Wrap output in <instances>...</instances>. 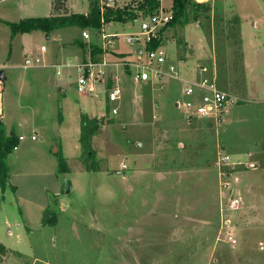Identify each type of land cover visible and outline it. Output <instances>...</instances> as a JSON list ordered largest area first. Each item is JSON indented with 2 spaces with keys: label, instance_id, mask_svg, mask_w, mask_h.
Here are the masks:
<instances>
[{
  "label": "rangeland",
  "instance_id": "rangeland-1",
  "mask_svg": "<svg viewBox=\"0 0 264 264\" xmlns=\"http://www.w3.org/2000/svg\"><path fill=\"white\" fill-rule=\"evenodd\" d=\"M142 1L98 0L100 6L114 4L113 10L137 15L135 21L111 22L119 26L109 31L121 36L113 39L118 46L114 50L135 51L125 35L140 32L141 19L147 16ZM199 1L207 11L192 12L186 26H166L162 36L168 64L180 69L185 61L186 71L194 69L196 75L200 67H208L218 88L235 99L220 123L190 119L182 80H170L162 89L157 84L136 85L133 60H118L107 50L115 56L110 64L117 66L107 68L108 85L119 76L122 90L120 112L111 117L103 96L82 94L74 76L60 84L54 69L24 66L30 53L48 65L42 46L53 50L63 41H47L39 32L13 35L6 22L19 23L24 15L49 16L52 0H0V72L8 78L1 83L6 123L26 138L19 143L20 151L9 157L10 182L17 190L8 187L0 195V264H202L194 258L196 245L209 242L217 246L220 264H236V230L242 235L255 229L264 233V0ZM90 3L66 0L56 14L69 15V4L74 12L89 14ZM172 4L162 0L168 11ZM83 31L91 34L92 42L102 34L78 29L73 40L78 46L85 41ZM91 45L93 59L100 60L99 48ZM189 77L180 71V78ZM60 87L70 106L99 121L93 144L99 172L86 171L88 165L93 167L87 156L71 160L69 174L55 176L51 171L58 167L51 159L58 156L46 144L53 146ZM239 156L248 163L237 166ZM255 159L256 166H249ZM44 161L48 169L37 166ZM123 164L128 169L122 170ZM56 182L73 191L58 203L50 194L49 210L57 223L43 227L38 209L28 202L44 204L45 186L54 191ZM236 199L240 205L235 209L231 203ZM180 220L186 221L181 225L184 233L177 232L182 238L175 232ZM195 226L203 231L194 232ZM244 252L251 254L250 262H264L258 243L251 250L247 245Z\"/></svg>",
  "mask_w": 264,
  "mask_h": 264
},
{
  "label": "crops",
  "instance_id": "crops-1",
  "mask_svg": "<svg viewBox=\"0 0 264 264\" xmlns=\"http://www.w3.org/2000/svg\"><path fill=\"white\" fill-rule=\"evenodd\" d=\"M53 1L54 0H52V3H51V7L53 9V11L51 12V15L44 16V17H50V16L57 15L55 10H54V7H53L54 6L53 5ZM160 3H161V6H162V0H160ZM68 9L70 10V14H80V13L74 12L73 11V7L70 4L68 5ZM171 9H172V7H171ZM84 15H87V14H84ZM24 16H21L20 21H22L24 19H28V18H44V17H38V16H28V17H24ZM8 23H14V22H6V24H8ZM118 26L119 25H115L113 23L105 24L103 26V29H102V34H99V37H97L98 40H94L93 42L91 40L90 43L87 42V41H84L83 45L81 44V46H78L77 44H75V42H73L74 38H76V34L78 33V29H80V28L76 27V28H70V29H61V30L53 32L49 36H47L45 34L47 41L51 37H55V40L62 39V41H63L62 43L57 44L53 48V50L52 49L48 50V48L46 46H42V48L45 47V50H43L41 48V53L44 56L45 61L48 63V65H46L44 63V59L41 58L39 55L33 56L30 53L28 56H30V59H40L41 60L42 64L39 67H34V68L43 67V68H52V69H54L55 77L56 78L58 77V78L61 79V80L58 79V80H60V84H64L65 83V81L67 80V76L68 75H69V78L74 76L75 77V83L77 84V79L79 77V67H80V65L82 63L86 62V61H89V60L97 61V60L93 59L94 58V53L90 51L91 48H92V50L95 49V48H93V45H91V44H94V46H97V48H99L100 60H98V61H102L103 59H106L108 62H110L111 60H113L111 58H113L115 56L112 55L111 53H107L106 52L107 50H109L110 52L116 54V57L119 58L118 60H127V61L130 60V62H132L131 60H133V62H134V60L136 59L135 51H133V53H134L133 54L131 51H124V50L116 51V50H114L118 46H114L115 45L114 44L115 40L113 41V39L119 38L121 36L119 34L111 33L110 31H111V29L113 27L117 28ZM39 33H42V32H39ZM103 33L106 34V35H117V37H113L112 39H109L112 43L108 44V42L104 41L103 38H102ZM42 34H44V33H42ZM65 38L66 39L70 38V41H67V42H69V43L73 42V43L69 44V45H65L64 44L66 42ZM125 38H126V35H125ZM126 44H127V42H126ZM109 46H111V47H109ZM80 51H83V53L82 52L80 53ZM132 55H134V57H135L134 59H133ZM27 59H29V58H27ZM114 66H115V64L111 65V70H112V68ZM116 67H114V68H116ZM186 67H187V65H186L185 61L180 64L181 71H183L187 76L193 77L196 74L195 72H193L194 69L189 68L186 71ZM118 77L114 76V78L116 80L118 79ZM4 79H5L6 82H8V78L6 77L5 74H3V78L0 81V90H1V93H2V97H3L4 88L1 85V83H2V81ZM169 81H167L165 84L167 85V83ZM151 84L154 85V83H148V84H143V85H151ZM138 85H141V84H138ZM99 88H100V86L99 87L97 86L96 93H101L102 92L101 90H99ZM159 88L162 89L161 87H159ZM82 94H84V93H82ZM60 96H61V99H59V95H58L57 101H58V109H61V111H62V122L59 123V117H58V121L56 122V125L53 127V131H52L53 133L51 135V139H52L51 142H52L53 146L51 145L50 142L48 144H46V145H47L48 148H50V150L54 149V153L56 155L58 154L59 151H62L63 156L67 159L68 164L70 165V161L71 160L78 161L77 159L82 157V149H81V143H80L81 114L82 113L79 110H77L74 105H71V106L69 105L67 93L64 91L63 88L60 89ZM3 105H4V98H3ZM120 105H121V103H120ZM156 107L158 108V106H156ZM4 110H5V108H4ZM90 118H92V117H90ZM1 122L4 123V125L6 127V133H7L8 136H10L12 132H14L15 135H17L18 137L19 136H23V135H19L18 133H16L13 128L12 129H8V125L6 123V114L4 116V119L1 120ZM67 123H69V124L67 125ZM19 125L21 126V124H19ZM37 140L38 139L36 137L35 141H37ZM94 141H95V137L93 139V144H94ZM57 143L60 145V147H56V145H54V144H57ZM54 146H55V148H54ZM18 151H20V146H18L17 152ZM257 154L258 153H255V155H257ZM253 155H254L253 153H251V152L249 153L250 159L253 157ZM46 159H47V157H46ZM55 160H57L56 164L58 166V158L57 157L56 158L52 157L51 162L53 164V167H54V164H55ZM248 161H249V159L246 160L242 156H239L238 158H235V164L237 166L242 165L243 163H248ZM256 161H257V159H255V162H253V163L250 162L248 165L249 166H253V165L256 166V163H257ZM8 166H9V158H8ZM37 166L40 167V168L43 167L44 169H48L46 161H44L43 163L38 164ZM9 169H10V166H9ZM254 170H256V169H254ZM51 171L54 172L55 176H57V174H59L58 173V167H57V169H55V167L52 168ZM70 171H71V168H70ZM10 172H11V170H10ZM67 174H69V173H67ZM180 183H182V182H180ZM180 183L178 182L177 184H180ZM8 187L11 190L12 189L14 191L17 190L16 189L17 187L12 185L10 180H9ZM68 190H70V193L67 192ZM72 191H73V188H70V185L69 186H67V185L63 186V184H59L58 185V183L56 182L55 187H54V191H52L51 189H48L45 186V188L43 190V194L45 196L44 204L37 203L34 200H29V202H28L29 207H31L32 204H35V207L38 209L39 215H40V218H41V225L43 227H48V226H44L43 225V215H44L45 210L50 209V207H51L50 206L51 202H50V199H49L50 198L49 197L50 194H53V197L55 198L54 202L58 203L62 199L63 195H69V194H71ZM0 195H1V189H0ZM231 205H232V203H231ZM21 214H22V217L24 219V223L26 225H28L30 222H29V219L27 217V213L22 211ZM182 222H186V221L185 220H180L179 222H176V223H178V225H180L175 230L176 234H177L178 231H180L181 233H184L183 230H182L183 227H181ZM26 228H27L28 233H30L31 232V228L29 226H26ZM197 228H199L200 231H203L202 230L203 229L202 226L201 227L195 226V228H194L195 231L194 232H196L198 234L201 233V232H199V230H197ZM185 230H186V228H185ZM189 231H190V229H189ZM204 231H207V229L204 230ZM236 232H237V235H239L240 237H238V240L235 239V247H236V245L237 246L239 245L238 248H235V263L236 264H248L250 262L249 259L251 257V254L250 255H246L245 252H244V248L248 245L249 249L251 250L253 245H255V243H258V245L260 247V250L264 251V233H261L262 231H259L258 229H255L254 231L252 230V232L249 231V232L246 233V235H242L241 231H237L236 230ZM234 233H235V231H234ZM179 237H181V236H179ZM208 244L211 245V242H209ZM208 244H206V245L205 244H203V245L197 244L196 248H198V249L195 248L197 250V252L194 253V258H196V261L201 260L200 262L202 264L203 263L204 264H220V262L217 260V258L215 256V253H214V250L216 252L218 251L216 249L217 246L213 248V247H210V245H208ZM250 263L257 264L259 262H257L256 260H252V262H250ZM262 264H264V262H262Z\"/></svg>",
  "mask_w": 264,
  "mask_h": 264
},
{
  "label": "built area",
  "instance_id": "built-area-1",
  "mask_svg": "<svg viewBox=\"0 0 264 264\" xmlns=\"http://www.w3.org/2000/svg\"><path fill=\"white\" fill-rule=\"evenodd\" d=\"M198 3L199 0H196ZM114 6V4H111ZM110 4L100 6L101 12L104 13L107 8H113ZM174 15L172 10H166L160 6L153 14H149L141 19V30L138 33L126 35L128 45L135 48L136 60L130 63L136 67V72L132 75L135 84L154 83L159 87H164L169 80L184 82V93L189 98L184 103V107L190 112V119L203 118L212 119L217 123L222 122L223 114L228 106L235 102V99L227 92L221 90L216 85V79L211 76L208 67H200L198 73L192 78H180V69L173 63L168 64V52L164 45L162 36L163 29L173 21ZM82 36L85 41H91V34L88 31H83ZM117 35H106L103 33L104 41L111 44L110 38ZM155 42L159 45L149 50L148 46ZM45 50V47L42 48ZM42 64L40 59H27L25 67H39ZM168 65V66H167ZM111 64L106 59L102 61L89 60L82 63L79 67V77L77 79V87L81 93H88L91 96L99 99L103 96L106 105L109 104V115L116 117L120 112V103L122 100V91L118 86L117 80L113 77V85H108L107 68ZM166 66L168 67L166 69ZM97 86L103 87L102 93H96ZM181 103L178 101L176 107L180 108ZM106 115V114H104ZM103 115V116H104ZM5 110L3 105V97L0 90V121L4 119ZM33 141L36 136L31 137ZM25 140L24 136H19V142ZM18 147L14 148L17 151ZM128 169V165L123 164L122 170ZM121 173L122 171H118ZM232 207L235 209L240 205V200L236 199L232 202Z\"/></svg>",
  "mask_w": 264,
  "mask_h": 264
},
{
  "label": "trees",
  "instance_id": "trees-1",
  "mask_svg": "<svg viewBox=\"0 0 264 264\" xmlns=\"http://www.w3.org/2000/svg\"><path fill=\"white\" fill-rule=\"evenodd\" d=\"M66 0H54L55 12L62 10L63 3ZM90 12L87 15L83 14H70V15H55L44 18H28L20 21L19 23H8L11 28L12 34L19 33H32L42 32L47 36L53 32L61 29L80 28V29H93L100 31L105 24L111 22L125 23L137 19L134 11L129 10H113L107 8L104 13L101 12L98 0H90ZM142 9L144 8L147 15L153 14L160 8V0H143ZM208 7L203 4L196 3L194 0H173L172 12L174 19L167 27H174L178 24L188 25L190 23V14L193 12L197 14L200 11H207ZM159 45L155 42L148 46V49H154ZM62 122V111H59V123ZM100 130V124L97 118H90L89 116L81 115V136L80 143L82 149V156H87L92 162V166L88 165L86 171L99 172L98 160L96 159V151L93 148V139ZM19 137L14 132L10 136L6 133L4 123L0 121V189L4 193L8 187L10 180V169L8 166V158L13 153L14 148L19 146ZM58 173H70V167L67 159L63 156L62 151L58 152ZM57 217L55 213L49 209L45 210L43 215L44 226H55Z\"/></svg>",
  "mask_w": 264,
  "mask_h": 264
},
{
  "label": "water",
  "instance_id": "water-1",
  "mask_svg": "<svg viewBox=\"0 0 264 264\" xmlns=\"http://www.w3.org/2000/svg\"><path fill=\"white\" fill-rule=\"evenodd\" d=\"M3 78V72H0V81L2 80ZM68 193H70V190L67 191Z\"/></svg>",
  "mask_w": 264,
  "mask_h": 264
}]
</instances>
